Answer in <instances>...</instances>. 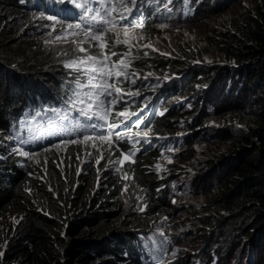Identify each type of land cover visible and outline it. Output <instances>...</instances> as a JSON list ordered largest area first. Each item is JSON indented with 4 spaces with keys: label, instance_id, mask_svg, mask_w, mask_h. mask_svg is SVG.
<instances>
[{
    "label": "clouds",
    "instance_id": "1",
    "mask_svg": "<svg viewBox=\"0 0 264 264\" xmlns=\"http://www.w3.org/2000/svg\"><path fill=\"white\" fill-rule=\"evenodd\" d=\"M231 1L138 0L137 9L129 20L123 22L129 25V35L126 37L122 30H118L115 36L109 34L108 47L104 49L110 61L116 62L128 52L129 46L116 45L114 40L118 36L121 40L131 41L130 57H125L129 61V79L112 77L109 80L125 94L113 107L109 117L108 123L118 125L112 130L111 146L105 140L96 141V147L89 141L86 145L69 144L53 148L52 145L58 144L60 139H75L83 134L49 135L53 127L50 119L55 120L53 113L48 112L36 119L32 117L47 108H63V102L76 90L74 81L78 74L64 65L83 54L75 50L74 44L62 42L64 39L71 41L74 37L69 33L62 35L61 25L57 21L74 23L82 10L75 9L66 0H16L15 16L9 18L13 23L9 20L6 22L18 28V33L24 30L27 37L41 43L50 56V63L44 67L42 75L35 76L26 88L16 92L9 89V100L2 110L0 196L1 193H7V196L0 200V213L10 215L14 212V217L0 229V252L6 248L8 228L15 226L23 216V202L19 203L12 197L11 188L21 185L29 194V180L44 182L55 195L56 191L46 182V177L53 168H57L61 170V178L68 182V169L64 162L69 160L70 167H73L70 171H74L77 177L75 185L78 176L86 170L94 171L95 188L112 177L116 196L127 210L125 218L128 230L125 232L130 240L124 246V256H129V259L118 263L102 251L99 256L93 254L89 261L100 258V264L106 261L111 263L109 259L114 264H230L243 247L247 252L245 264H264L263 241L258 239V242H254L247 231L246 235L237 232L232 217L224 222L214 220L208 224L203 214L220 185V172H212L210 159L227 146L224 130L237 132L250 125L237 117L233 111L234 105L251 104L253 109L263 105L257 100V94L264 82L254 79L246 84L249 78L245 76V72H249L246 64L227 59L224 43L218 42L222 36L229 37L236 33L240 14L254 4L253 0H238L225 10ZM119 11L123 12L124 9ZM41 14L44 18H41ZM48 16L57 17V21L48 20ZM141 22L143 29L132 27ZM194 22L203 24L208 30L203 51V45L187 41L189 46L186 47L184 42L177 41L173 36L175 31ZM161 24L168 27L161 28ZM46 25H54L56 30ZM210 25H214L212 29H209ZM57 36H62L61 41L56 40ZM159 42L166 50L161 48ZM84 47H88L87 42ZM208 48L218 53L215 65L196 60ZM89 52L99 55L100 49L89 48ZM113 52L118 55L112 56ZM22 61L16 58L10 60L7 66L19 72L21 67L18 63ZM80 78L85 82L83 76ZM133 78L135 83H132ZM129 92H139V95L129 96ZM125 110L134 115L126 123H121L123 117L115 114ZM80 119L81 123L85 122L83 118ZM68 123L55 120L57 127H64ZM205 126L213 133L206 130L203 133ZM88 131L91 133V130ZM116 132L124 138L117 139ZM145 132L148 133L146 139L143 138ZM135 133H140V136H135ZM96 134L106 136L107 131L98 129ZM213 134L214 141L206 143L209 151L190 180L187 178L190 169L185 165V160L190 155L196 157V154H192V144L209 139ZM13 148H23L39 155L29 159L14 153ZM45 148L50 150L44 151ZM124 154H130L129 158L124 159ZM114 161L122 163H111ZM190 184L194 200L186 208V203L179 200L188 192ZM141 208L144 211H140ZM116 219H123V215ZM193 223L198 226L193 227ZM185 233L193 234L194 240L197 236L201 242L186 243Z\"/></svg>",
    "mask_w": 264,
    "mask_h": 264
},
{
    "label": "trees",
    "instance_id": "2",
    "mask_svg": "<svg viewBox=\"0 0 264 264\" xmlns=\"http://www.w3.org/2000/svg\"><path fill=\"white\" fill-rule=\"evenodd\" d=\"M253 1V6L240 14L236 33L218 40L224 43L227 59L246 64V84L254 79L264 82V0ZM17 5L16 0H0V125L9 89L16 92L26 88L50 63L41 43L6 22L15 16ZM16 58L23 59L18 63L19 72L7 66ZM257 100L263 105L256 109L251 104L233 107L237 117L250 125L237 132L224 130L227 146L210 159L212 172H220V185L203 214L208 224L232 217L237 232L246 235L247 231L254 242L260 239L264 243V84ZM64 164L68 182L57 168L46 177L55 195L44 182L29 180V194L21 185L11 188L12 197L23 202V216L7 230L0 264H79L102 251L118 263L129 259L124 256V246L130 240L125 232L127 210L116 196L115 181L108 177L95 188L91 169L82 172L75 185L77 177L70 171L71 163L66 160ZM5 196L7 193H1L0 200ZM122 215L118 221L116 217ZM109 260L111 263L104 264H114Z\"/></svg>",
    "mask_w": 264,
    "mask_h": 264
},
{
    "label": "snow or ice",
    "instance_id": "3",
    "mask_svg": "<svg viewBox=\"0 0 264 264\" xmlns=\"http://www.w3.org/2000/svg\"><path fill=\"white\" fill-rule=\"evenodd\" d=\"M66 2L73 5L75 9L82 10V14L78 20L74 23H69L65 20L57 21V17L55 16H48L47 19L57 21L61 25L62 35L69 33L74 37L71 41L64 39L62 42L74 44L75 50L83 54L76 59L68 61L64 65L72 72L78 74L74 81L76 90L63 102V108H47L44 112H36L32 118L36 119V117L47 115L48 112H51L55 120L69 123L64 127H57L55 120L50 119L53 127L49 131V135L59 136L61 133L83 134L78 135L75 139H60L58 144L52 145L53 148H59L61 145L66 146L69 144L86 145L89 141H92V146L96 147V141L105 140H108L110 147L113 134L112 130L117 128L118 125L108 123L109 117L112 114L113 107L119 100L123 99L125 94L114 83H110L109 80L112 77L129 79L131 75L127 71L129 61L125 57H130L132 51L131 41L128 39L121 40L118 36L114 40L116 45L124 44L129 46L128 52L121 55L120 59L116 62L110 61V57L105 54L104 49L108 47L107 36L109 34L115 36L118 30H122L126 37L129 35V25L123 22L129 20L133 11L137 9L138 0H66ZM129 4H131V7H128ZM119 9H124V11L121 12ZM41 18H44L43 14H41ZM46 27H52L53 31L56 30L54 25H46ZM132 27L143 29L144 25L141 22L139 25H133ZM159 27L165 28L168 25L161 24ZM61 39L62 36L56 37L57 41H61ZM85 42H87L88 47H84ZM93 47L100 49L99 55H92L89 52V48ZM147 47H151V45ZM111 55L116 56L118 54L113 52ZM81 76L85 78V82L81 81ZM132 83H135V78L132 79ZM127 95H139V92H129ZM115 115L117 117H123L121 123H126L134 113H128L125 110L117 112ZM80 118H83L85 122L81 123ZM98 129L106 130L107 135H97L96 132ZM88 130H91V133ZM134 135L139 137L140 133H135ZM115 136L117 139L124 138L119 132H116ZM147 137L148 133L145 132L143 138L146 139ZM49 150L48 148L44 149V151ZM12 151L29 159H34L39 155V153L25 151L23 148H13ZM129 155L124 154V159H128ZM99 162L97 160V164ZM111 163H122V161H114ZM140 211H144V208H141ZM164 219H167V217ZM0 256H3V252H0Z\"/></svg>",
    "mask_w": 264,
    "mask_h": 264
},
{
    "label": "rangeland",
    "instance_id": "4",
    "mask_svg": "<svg viewBox=\"0 0 264 264\" xmlns=\"http://www.w3.org/2000/svg\"><path fill=\"white\" fill-rule=\"evenodd\" d=\"M237 1L238 0L231 1L227 5L225 10L227 8H230L231 6L235 5V3ZM213 26L214 25H210L209 29H212ZM15 27H16V23H15ZM207 32H208V30L207 29L205 30V27L203 26V24H199V22H194L193 24H189V25L185 26L184 29H182V28L178 29L177 31H175V34H173V36H175L177 41L184 42L186 47L189 46V44L186 43L187 41H189V42H194L195 41L199 45H203V48L201 49V51H203L204 47L206 45V41H204V39H205V37L207 35ZM171 38H172V36H171ZM159 45L161 46V48L166 50V47L163 44H161L160 42H159ZM206 50H207V52L204 53L200 58H198L196 60L197 61H205V63H207V64L215 65L217 63L216 61L218 60L217 59L218 53H216V52H214L212 50H209V48L206 49ZM205 130L209 131V133H213L212 129L208 130V126L204 127L203 133L205 132ZM213 137H214V134L209 139L198 140L195 144H192V147H193L192 154L193 153L196 154V157L194 158L193 156L190 155V157L185 160V165L187 166V168L190 169L188 174H187V176H188L187 178H189L190 180L192 179L195 170H199L200 169L201 161L205 157V153L207 151H209L208 145L206 143L211 141V140L214 141ZM188 189H189L188 192L185 195H183V197L180 198V200H179V201L182 200V202L186 203V206H185L186 208H188V205L189 204L191 205V203L194 200V197H193V194H192V184H190ZM190 209H192V208H190ZM13 217H14V212H11L10 215L9 214L5 215V212L0 213V229L5 227L8 224L9 220L12 221ZM197 226H198L197 223H193V227L196 228ZM184 235H187V238L185 239L186 243H191V242L200 243L201 242L197 236L195 237V240H194L193 239V236H194L193 234L185 233ZM246 256H247L246 249L242 247L238 251V253L236 255L237 258L233 259L230 264H245ZM259 256H262V255H259ZM99 259L100 258H93L92 260L88 261L86 264H100L101 261H99ZM254 259H255V257H254ZM81 263L85 264L84 262H81Z\"/></svg>",
    "mask_w": 264,
    "mask_h": 264
}]
</instances>
